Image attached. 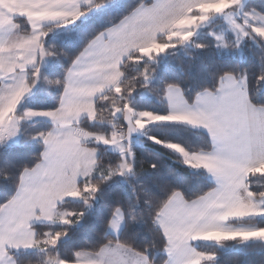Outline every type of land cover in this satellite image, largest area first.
<instances>
[{
    "label": "snow or ice",
    "instance_id": "snow-or-ice-1",
    "mask_svg": "<svg viewBox=\"0 0 264 264\" xmlns=\"http://www.w3.org/2000/svg\"><path fill=\"white\" fill-rule=\"evenodd\" d=\"M236 247L264 253V0H0V264Z\"/></svg>",
    "mask_w": 264,
    "mask_h": 264
},
{
    "label": "trees",
    "instance_id": "trees-1",
    "mask_svg": "<svg viewBox=\"0 0 264 264\" xmlns=\"http://www.w3.org/2000/svg\"><path fill=\"white\" fill-rule=\"evenodd\" d=\"M253 3L259 6L261 3V0H253ZM77 23H80L78 21ZM256 56L258 58V50L256 52ZM183 63L184 67L188 66L189 61L187 59L183 60H174L170 62L168 65V69L175 75H179V65ZM142 102L144 103H151L152 101L150 98H143ZM190 143L196 144L198 143V140L196 137L189 138ZM156 151H160L158 146H152ZM167 165L169 168H175V164L171 161L167 162ZM144 167H148L147 164L144 165ZM80 236L82 239H89L92 236V232L90 231L89 227L86 226L84 229L81 230ZM234 243V242H232ZM219 259L221 264H264V253H261L259 249H242L239 247L232 248L230 250L221 251L219 253Z\"/></svg>",
    "mask_w": 264,
    "mask_h": 264
}]
</instances>
